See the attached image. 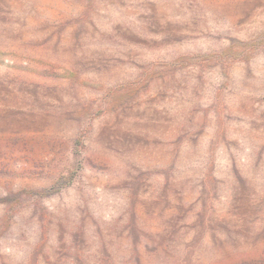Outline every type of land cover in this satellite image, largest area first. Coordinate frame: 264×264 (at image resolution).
Masks as SVG:
<instances>
[{
  "label": "rangeland",
  "instance_id": "rangeland-1",
  "mask_svg": "<svg viewBox=\"0 0 264 264\" xmlns=\"http://www.w3.org/2000/svg\"><path fill=\"white\" fill-rule=\"evenodd\" d=\"M0 264H264V0H0Z\"/></svg>",
  "mask_w": 264,
  "mask_h": 264
}]
</instances>
